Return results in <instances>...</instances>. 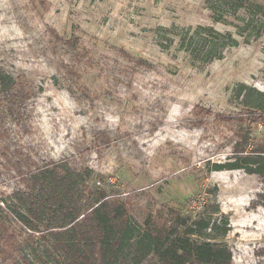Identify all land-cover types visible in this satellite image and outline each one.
<instances>
[{
  "label": "rangeland",
  "instance_id": "rangeland-1",
  "mask_svg": "<svg viewBox=\"0 0 264 264\" xmlns=\"http://www.w3.org/2000/svg\"><path fill=\"white\" fill-rule=\"evenodd\" d=\"M0 68L30 92L2 121L15 239L0 238V264H63L43 226L11 212L28 170L57 163L90 188L82 211L97 190L122 202L133 237L146 219L203 218L217 230L198 240L225 245L229 264H264L261 179L216 170L242 136L264 140V0H0Z\"/></svg>",
  "mask_w": 264,
  "mask_h": 264
},
{
  "label": "trees",
  "instance_id": "trees-1",
  "mask_svg": "<svg viewBox=\"0 0 264 264\" xmlns=\"http://www.w3.org/2000/svg\"><path fill=\"white\" fill-rule=\"evenodd\" d=\"M202 29L212 31L210 28ZM260 34L254 32L253 36ZM217 35L229 43L236 42L230 34ZM29 96L26 84L19 77H12L0 68V139L6 136V130L2 128L4 118L15 114ZM259 121H264L262 114L254 118V122ZM247 139V136H242L235 144L234 160L218 166L216 170L243 169L248 174L257 175L264 187V140L251 144ZM20 167L15 165L22 177L24 174ZM25 175L22 180L25 190L17 193L23 206H16L11 211L13 217L29 230L39 231V225H42L63 264L230 262L231 254L225 245L210 238H197L205 229L217 230L215 223L209 226V222L203 218L188 223L180 215L168 225L146 219L144 233L136 238L129 229L125 206L118 200L107 198L104 190L95 191L94 202L82 211V205L90 197V188L83 183L80 174L66 164L57 163L28 170ZM84 190L89 194H85ZM258 198L264 205V192L259 193ZM225 232V229L221 230L222 234ZM0 238L7 241L15 239L14 232H9L1 215Z\"/></svg>",
  "mask_w": 264,
  "mask_h": 264
}]
</instances>
